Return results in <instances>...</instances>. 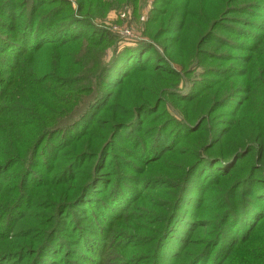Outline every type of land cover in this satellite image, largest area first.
Listing matches in <instances>:
<instances>
[{"label":"rangeland","instance_id":"374dc122","mask_svg":"<svg viewBox=\"0 0 264 264\" xmlns=\"http://www.w3.org/2000/svg\"><path fill=\"white\" fill-rule=\"evenodd\" d=\"M51 1L53 6H57L58 3L53 2L58 0ZM102 1L99 5L94 3L89 10L85 6L79 12L80 0H61L67 3L65 9L73 10L72 14L63 12V18H66L64 15H71L63 24L76 20L91 23V27L85 29L81 44H72L70 50L66 49L63 54L72 56L73 60L79 62L77 64L85 66V70L89 68V75L93 77L74 86L76 89H71L69 93L71 96L76 91L89 94L92 97L88 104L95 100L97 104L91 125L85 119L81 122L79 119L77 127L55 134L53 139L52 135L49 136L38 150L34 143L30 145L28 142L32 131L24 130L22 137H26L24 142H27L15 150L23 156L31 146L30 156L35 164L34 168L29 165L31 173L26 172L28 164H23L11 166L0 177V251L10 253L8 257L0 259V264H190L196 256L206 251L208 254L205 258L199 257L202 259L194 261V264H264V226L257 236L249 235L248 242L241 245L233 241L234 249L231 251L229 248L232 244L230 238L234 240L246 235V232L241 234V224L232 216L251 210L249 199L259 184L251 183L249 170L262 166L253 178L264 176V139H256V151L249 155L250 159L247 153H242L230 165L213 162V158L220 153H216V143L212 141L220 134L216 129L218 126H234L237 131L226 143L230 145L226 149L229 151L236 138L257 133L259 125L262 126L261 117L264 118V115L260 114V102L264 99V2L240 0L248 3L246 10L249 14L242 15L237 11L239 8L219 13L220 4L213 0H196L195 4L191 0L194 12L190 25L185 16L179 18L176 12L172 21L166 23L168 15L162 16L160 10H170L166 6L173 0ZM86 3L89 2L86 0ZM185 8L184 3L181 8L183 12ZM221 14H228L225 15L227 19L222 18L226 21V27L214 28V38L205 43V32ZM0 20V35L6 36L9 30L5 26L10 23L5 19ZM78 27L83 26L79 24ZM231 30L243 32L245 36ZM99 42L105 48L98 65L94 44ZM238 42L243 43L244 47H240ZM2 52L0 49V94L10 90L17 79L15 95L20 96L24 74L31 76V71H23L21 65L15 69L11 53ZM53 53L37 59L46 64L55 63L57 59ZM195 54L200 58L196 64ZM228 56L234 57V60L225 61ZM255 56L259 57L252 65L253 71L243 81L241 90L244 95L240 92L241 97L231 99L233 95L226 93L233 86L232 82L244 78L249 70V64L243 63L244 59H255ZM130 60H134L135 67H140L142 71L153 66L154 69L159 68L161 74H132L122 83L121 78H109L107 70L116 74ZM230 63L238 68L225 71L229 73H219L224 74L222 76L217 75V70H212ZM202 64L204 69L205 64L209 65L207 70L201 72L198 66L203 67ZM132 68L127 66L122 77L128 75ZM241 72L244 74L240 75ZM215 83H222L223 86L217 88ZM247 90L254 95L248 97ZM170 92L181 97H170ZM55 93L57 104L64 109L67 103H60L61 92ZM243 98L251 99V109L248 113L235 116V110L244 104ZM156 100L161 102L160 109L153 112L155 110L148 106H152ZM219 101L225 102V106L221 105L213 114L207 115L209 124L215 128L212 134L202 132L208 126L205 123L201 131H198L199 127L190 125V121L196 122L213 103ZM232 104L234 107H231ZM11 118L5 111L0 113V130L12 129ZM171 121L173 123H169ZM178 124L180 126H175ZM184 125L188 127L186 130L182 127ZM174 131L179 135H174ZM161 133H164L170 147H178L177 144L181 142L180 149L175 151L176 154L172 152L166 160L161 161L162 166L157 167L156 174L159 176H156L161 178L158 183L155 182L157 180L146 181L149 179L142 182L144 174L141 171L147 158L143 153L144 147L148 146V141L158 140ZM192 133L195 135L191 136ZM58 144L60 149L55 154H58L56 162L53 160L55 156H48V151L49 146ZM163 151L160 150L158 154H163ZM194 153L203 159L202 164L196 166V173L191 172L186 192L180 199L174 227L167 230V238L161 246L166 223L163 218L170 217L175 187L179 186L187 166L195 160L193 157L190 159ZM244 162L248 163L240 168L239 165ZM221 176L225 177L223 182ZM146 186L150 188L145 189ZM237 186L240 188L237 189ZM7 187L5 194L9 193L15 200L8 201L2 194ZM235 188L237 190L233 191ZM83 192L84 197H80ZM196 194L199 196L197 205ZM142 196L147 198L142 201ZM137 203L140 206H135ZM121 204L117 214L108 215L107 206L112 209L114 205L117 207ZM198 205L200 208L205 206L203 217L200 208L197 209ZM182 206L185 210L190 206L191 209L195 208L193 217L201 220L195 222L193 218V226L184 232V225L189 226L190 223L180 213ZM8 207L11 208L8 210ZM127 213H132L130 218L124 217ZM160 216L164 217L160 219ZM260 217H256L254 223ZM155 221L158 222L152 225ZM201 223L205 227L197 234L194 228ZM209 223L215 224L214 228L212 225L207 229ZM148 229H156L157 238ZM133 232L139 235L136 241L138 249L130 255L125 244L133 241V236L128 237ZM179 234L186 236L184 240L188 244L192 241L201 243L200 249L195 250V247L190 248L186 244L183 252H180H188L190 257H184L179 252L182 255L180 258L176 257L179 253L169 258ZM211 242L214 243L209 247ZM238 248L240 252L234 260L233 252ZM229 249L231 256L228 258ZM150 250L151 255L145 259L143 256ZM133 256L137 258L132 260Z\"/></svg>","mask_w":264,"mask_h":264},{"label":"trees","instance_id":"16d2710c","mask_svg":"<svg viewBox=\"0 0 264 264\" xmlns=\"http://www.w3.org/2000/svg\"><path fill=\"white\" fill-rule=\"evenodd\" d=\"M87 1L89 3H86V0L85 1L80 0L81 3L78 5L79 12H81L85 6L89 10L90 7L94 3L99 5V4H102L103 2L102 0H87ZM195 1L196 0H194V4H195ZM213 1L216 4L217 3L220 4L221 10L219 13H224L225 11H231L230 9L233 10V9L239 8V10L237 11H240L242 15L249 14L248 11L246 10L248 3L239 2L240 0H213ZM262 1L264 2V0ZM51 2H52L51 0H0V19H5L6 21L10 23L9 25L5 26V28L9 30V34L6 36L0 35V49H2L3 51L2 53L4 52L11 53V55L13 56L12 65H16L15 69L17 66L21 65V67L23 68V71H28V70L31 71L30 72L31 76L24 74V77H23L24 85L22 87V93L20 96L15 95V91L17 88V79L11 84L10 90L3 91L0 94L1 107L3 105V107L0 108V113L1 112L3 113L5 111L7 115L12 117L11 120H12V125H13L10 131L8 129L0 130V177L1 175H4L5 171L11 166L19 167L23 164L25 165L28 164V169H26V172L30 171L29 165L31 168H34L35 163L34 161L32 162L33 157L30 156L31 151H32L31 146L28 147V150L23 156L18 155L15 150L16 147L19 145H22L24 140L26 139V137H22V134L25 133L24 130L27 129V130L32 131V135L30 139H28V142L30 143V145L34 143L35 147H38L37 148L38 150L41 144L49 136L52 135V139H53L54 137L53 135L57 133H61L64 131L66 133L69 130L74 129V127H77L78 124L83 119H85V122L88 121L87 123H89L92 119V114L94 112V106L97 104L96 100L88 104L92 97V96L89 97V94H79L76 91L75 94L71 96V93L69 92L71 89H76L74 86L86 82L90 77H93V76L89 75V68L85 70V66L81 64L80 65L77 64L79 62L77 60H73L72 56H70L69 54H63V52L66 49L70 50L69 47L73 46L72 44H81V41L83 40L84 35L86 34L85 29H89V27H91V23L90 22L88 23L87 20L86 22H84L83 20L81 21L76 20L74 22H70L67 25H65V23L63 24L64 20L70 19L69 16L71 17L70 14H72L73 10L68 9V8L65 9L64 5H66L67 3L61 2V0L53 2V3H58L57 6H53ZM184 3L186 4V8L183 12L181 8ZM166 8H170V10H167V9L160 10L162 11L161 12L162 16L168 15L166 23L169 21H172L173 19L172 17L175 12H176L175 15H177L179 18L182 16H185V20L188 21V24L190 23V20L193 17L192 13L194 12V5L191 6V0H173L169 2ZM65 11H67L70 14L64 15L66 16V18H63L62 15H63V12ZM225 15L221 14L218 18H216L211 23L210 28L212 27V29L210 30L209 28V30L205 32V43L211 40L212 38H214V34H213L214 28L226 27L225 25L227 24L224 23L226 21H224L223 19H227L226 16L228 14L226 16ZM239 19L240 21H243L241 20V18ZM214 22H217V23L212 25ZM79 24L82 25L83 27H78ZM52 25L54 27H52ZM92 27L94 26L92 25ZM189 30L190 28L188 29V31ZM231 31H234V33H239V35L242 37L245 36L243 32H238L235 30H231ZM239 31H242V30H239ZM233 43H237V42H233ZM242 44L243 43L238 42L239 46L240 45L242 46ZM94 45H95V49H97L96 50L97 60H98L97 63L99 65V59L102 55V51L105 48V46H103L102 48V42H99ZM97 45L99 48L97 47ZM239 46H236V47H239ZM53 47H58V48H53ZM240 49L242 50V48ZM50 52H54L53 56L57 59V62L55 63L50 62L46 64L43 60L37 59L39 56L48 55V53ZM259 53L260 52L258 51L257 54ZM34 56H37V57L33 59ZM259 56H255V59H252V58H249L248 60L244 59L245 62L243 63L249 64V70L244 78H242L241 80L232 82L233 86L229 89L228 93H226V94L233 95L231 99H237L238 97H241L240 92L244 95V92L241 90L244 87L243 81L253 71L252 65L258 59ZM209 58H212V56ZM226 58L227 59L225 61L227 62L234 60V57L232 56H228ZM134 60L133 62H131L130 60L126 64H124L122 67H120L116 74H113L109 70H107V74L109 75V78H112L113 80L121 78L120 81L122 83L126 81V78L132 74H149L150 73L149 75H151V73L153 72H157L161 74V70L159 68L154 69L153 66H148L146 67V70L142 71L140 67H135L136 64L134 63L135 62ZM196 61H200V58H198L195 54V64H196ZM117 65L120 66V63H117ZM202 65L203 67L198 66L199 68L202 69L201 72L205 70L209 64H205V69H204V64ZM232 65L233 63H230L228 64V66L223 67V68H220V66H216V68L212 70H217L218 71L217 75L219 73H229L225 71H227V69L238 68V66H232ZM127 66L128 67L131 66L133 68L129 70L128 75H125V77H122V74L124 73ZM219 68L220 70H218ZM98 70H99V67H98ZM240 71H241V68H240ZM243 74L244 72L240 73V75H243ZM219 75L222 76L224 74H219ZM215 84L217 88H220L223 86L222 83H218V84L215 83ZM56 91L61 92V95L59 97L60 103H67L64 106V109L62 108V106L57 104L56 93H55ZM250 95L253 96L254 94L253 92L249 94L247 90V96L249 97ZM170 97L180 98L181 96L179 94H176L175 92H170ZM242 100H244V104H242L239 110H235L234 112L235 116L237 115L241 116L242 112L248 113L251 109L250 108L251 99L247 100V98H243ZM230 101L227 102L226 105H228ZM263 101L264 99L260 102L262 103L261 108H260V114L262 113L264 115V102ZM160 103H161L160 101L156 100L152 106H148V107L150 109L155 110L153 112H156V111H159L160 109ZM224 103L225 102H222V101L213 103L208 109L207 113L205 111V114L201 115L200 118L196 120V122L193 120L190 121L192 122L190 123V125L191 126L195 125L199 127L198 131H201V127L205 123L208 126L202 132L203 133L207 132V135L212 134L215 131L214 130L215 128L214 126L209 124L207 115L213 114L218 108L221 107V105L225 106ZM73 107H76V108H73ZM145 107L146 106L144 105L143 108ZM231 107H234L233 104ZM82 114H83V117L80 118ZM162 114H163V111L161 112V115ZM261 118H262V123H261L262 126L259 125L258 127L260 130L257 133L254 132V133L246 134L240 137L239 139L236 138L233 143L234 145L233 148L229 151H227L226 149L230 145L226 143L230 139V137L233 135V133L237 130L235 129L234 126L232 128L230 126L229 127L218 126L216 129H218L220 134L216 138H214V140L212 141L216 143V148H217L216 153L218 151L220 155L217 154V156L213 158V162L217 161L219 163L229 164L239 155H243L242 153H247L248 158L250 159L249 155H251L253 151H256L255 146H256L257 140L264 139V118L263 117ZM79 119H81L80 122H77ZM169 123H173V122L171 121ZM89 125H91V122ZM175 126H180V125L178 124ZM182 127H184L185 130L186 128H188L185 125ZM173 134L176 136L179 135L176 131H174ZM192 135H195V134L192 133L191 136ZM26 142H24V144ZM147 143H148V146L144 147L143 153L147 158H151V160L149 161L147 158L144 160L146 163L141 171V173L144 174L142 176L143 178L141 177V181L143 182V180L145 181V179H149L146 181L157 180L155 182L158 183L159 182L158 180H160L161 178L157 177L159 176L156 174L157 167H161L162 166L161 163H163L161 161L166 160L172 152H173L172 154L177 153L175 151L177 149H180L181 142L177 144L178 147H176V145L170 147V143H168L167 140H165L164 138V133H161V135L158 137V140H152L150 142L148 141ZM235 146L238 148H236ZM49 147H50V150L48 151L49 152L48 156L53 157V158L55 156V159L53 160L57 162L58 154L57 155L55 154L57 151L59 152L60 144L49 146ZM162 149L164 150L163 151L164 153L162 152L163 154H158V152ZM150 153H151V156H150ZM192 157L195 160H192V164L187 166L188 167L186 168L187 170L185 169L182 175L183 177L178 183L179 186L175 187L176 193L174 194V198L172 201L170 217L168 218V216L166 217L160 216L161 217L160 219L164 217L163 219L166 220V223L164 225L165 227H163L164 235L161 236V246L167 238V234H166L167 230H171V228L174 227V222L177 216L180 199H182L184 193L186 192V188L188 187V184L192 176L190 174L192 171L194 172V170L196 169V166H200L202 164L203 159H199V157H197L195 153L194 155H191L190 159ZM108 158L109 156L106 159ZM248 162L246 163L244 162L243 164H240L239 165L240 168H242V165L245 166V164H247ZM263 165H264V162H263ZM55 166L57 167V165ZM261 167L262 166H259V165L254 166L253 168L249 170L248 177H250L251 183L259 184V187L254 190V193L252 194V198L249 199V205L252 206L250 212L246 213L244 210L243 213L239 212L238 216H235V214H233L232 216V219L234 217L237 218V223L241 224V228H242L241 234L246 232V235L245 237L243 236L237 237L234 240L232 238L229 239L232 242L231 247H229L231 251L232 249H234L233 247L235 246V243H239V244L241 243V245H243L244 243L249 241L248 240L249 235H251V237L257 236L259 234L260 229L264 226V176L260 175L259 176L260 178H253L254 174L259 173L257 171H260ZM151 170H154L153 173L149 172ZM197 171L198 170H196L194 173H196ZM221 178H222L221 182H223V179L225 180V177L221 176ZM138 182H139V179L137 180V184ZM146 183H149V182H146ZM8 187L5 188L2 194H5V192L8 190ZM149 188L150 187L148 186L145 187V189H149ZM236 188L233 189V191L239 189L240 187H238L237 189ZM259 190L261 191L260 193L263 192L260 196H258L260 194ZM233 193L234 192H232V194ZM102 194L105 195L106 193L102 192ZM9 195H10L9 193L5 194V198L8 199V201L15 200V197L13 198L12 196H9ZM147 196L145 197L142 196L143 197L142 201H144L147 198ZM80 197H84V192L80 194ZM198 201H199V196L198 194H196L195 195L196 205L198 204ZM104 203H109V202H104ZM115 203H118V201L114 202V204ZM199 205L197 206V209L200 208ZM135 206H140V205H138L137 203L135 204ZM135 206L133 207L135 208ZM121 207H122V204L117 207H115L114 205V208L112 209H110L109 206H107L106 212L108 213V215L117 214ZM133 207L131 209H134ZM10 208L11 207H8V210ZM194 209H191V206H190L187 210H185L184 207L182 206V209L180 210V213L181 214L183 213L182 216L185 218H188V221L190 223L189 226L184 225L183 232L189 230L193 226L191 223V222H194L193 218L195 222L201 221L200 219H198L199 217L197 216L193 217ZM204 209H205V206L200 208L202 217H203L202 214L204 213ZM131 215L132 213L130 215L129 213H127V215L124 217L129 216L128 218H130ZM260 215H261L260 220L258 219L254 223L256 217ZM105 218H107V216ZM157 222L158 221H155L152 225H155ZM177 223L178 221L176 220L175 228L178 227ZM207 225H208L207 229L211 228L212 225H213V228L215 226V224H212V223L211 224L209 223ZM203 227H205V224L202 225V223L201 225L196 226L194 228L196 229L195 233L197 234L201 233ZM147 231H149L150 233H153V237L157 238L156 229L154 230L148 229ZM158 232H159L158 233V238H159L161 230H159ZM129 236H133V241L130 242L129 245L125 244V249L129 251L130 255H133L134 251L138 249V244H136V241L139 240V235L136 232H133L129 234L128 237ZM185 237L184 236L181 237L180 234L178 235L177 240H176L177 244H173L171 248L172 252L170 253L169 258L174 257L180 251L183 252V250L185 249L184 247L186 246V244H188V241L184 240ZM233 241H235V243ZM149 243L151 244L152 242H149ZM213 243L214 242H211L209 244V247H212ZM188 245L190 248L195 247L196 248L195 250H199L201 243L192 241V242H189ZM180 246L183 247L182 250H180L182 248V247L180 248ZM230 249H229V253L227 254L228 258L229 256H231ZM182 252L180 253L182 254ZM239 252H240L239 248L233 252L234 260L235 258H237V255ZM180 253L176 256L177 258L178 257L180 258L182 255H184V257H190L189 255H191V254H188V252L182 255ZM206 254H208L207 251L204 252L200 256L199 255L196 256L192 260L193 264H194V261L198 262L202 258H205ZM9 255L10 253H8L7 250L0 251V259H2V257H8ZM149 255H151V250L148 252L147 255H144L143 257L147 259ZM201 256L202 258L199 259V257ZM136 258L137 256H133L131 259L133 260Z\"/></svg>","mask_w":264,"mask_h":264}]
</instances>
